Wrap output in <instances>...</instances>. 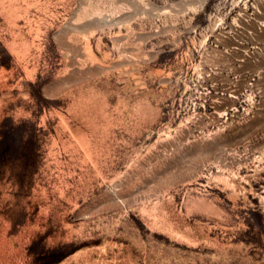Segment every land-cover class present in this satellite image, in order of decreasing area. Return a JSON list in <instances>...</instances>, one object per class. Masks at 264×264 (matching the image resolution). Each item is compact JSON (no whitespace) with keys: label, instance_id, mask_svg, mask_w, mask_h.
<instances>
[{"label":"rangeland","instance_id":"rangeland-1","mask_svg":"<svg viewBox=\"0 0 264 264\" xmlns=\"http://www.w3.org/2000/svg\"><path fill=\"white\" fill-rule=\"evenodd\" d=\"M0 264H264V0H0Z\"/></svg>","mask_w":264,"mask_h":264}]
</instances>
